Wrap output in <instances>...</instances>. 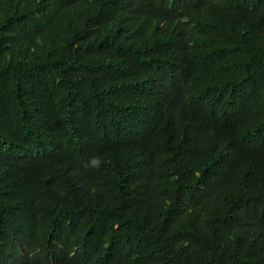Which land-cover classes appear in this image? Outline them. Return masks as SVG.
<instances>
[{
	"label": "trees",
	"instance_id": "obj_1",
	"mask_svg": "<svg viewBox=\"0 0 264 264\" xmlns=\"http://www.w3.org/2000/svg\"><path fill=\"white\" fill-rule=\"evenodd\" d=\"M0 264H264V0H0Z\"/></svg>",
	"mask_w": 264,
	"mask_h": 264
}]
</instances>
